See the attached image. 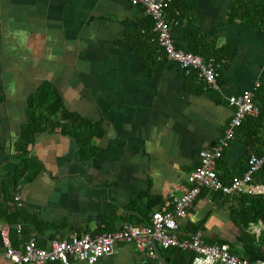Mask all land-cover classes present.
Here are the masks:
<instances>
[{
	"label": "crops",
	"instance_id": "1",
	"mask_svg": "<svg viewBox=\"0 0 264 264\" xmlns=\"http://www.w3.org/2000/svg\"><path fill=\"white\" fill-rule=\"evenodd\" d=\"M238 2L175 0L167 11L179 20L177 47L214 59L228 54L215 59L221 87L215 92L199 79L192 83L160 48L153 53L143 44L149 16L129 0H0V196L4 179L20 167L15 143L27 122L28 98L40 87L50 84L66 111L100 123L104 132L91 144L97 154L83 158L74 136L59 130L37 136L29 158L40 168L4 203L28 215L20 224L25 231L11 234L15 248L32 236L47 247L56 238L144 225L156 211L172 208L170 195L223 137L234 113L228 98L256 89L255 98L264 101L263 26L249 24L254 0ZM247 152L245 140L235 139L219 174L238 176ZM6 225L0 220V230ZM197 232L209 244L240 248L230 203L211 193L180 221L182 238ZM159 252L172 264L168 251ZM155 262L118 244L97 264ZM0 264H13L1 237Z\"/></svg>",
	"mask_w": 264,
	"mask_h": 264
},
{
	"label": "built area",
	"instance_id": "2",
	"mask_svg": "<svg viewBox=\"0 0 264 264\" xmlns=\"http://www.w3.org/2000/svg\"><path fill=\"white\" fill-rule=\"evenodd\" d=\"M129 1L142 7L152 18L155 39L168 60L176 63L188 76L196 73L208 90H221L218 63L214 58L205 59L177 47L173 31L179 20L177 17L167 16V11L175 0ZM176 14L178 15V12ZM254 91L246 90L228 98L234 113L226 125L223 137L213 149L202 154L200 165L190 173L186 183L178 189V194L170 195V210L156 211L144 225L127 224L120 230L100 235L74 234L68 238H56L51 240L47 247L40 246L37 237L32 236L20 247L15 248L11 239L12 228L6 225L0 230L5 257L13 264H97L112 255L118 244H128L134 246L139 253L152 258H156L160 250L180 249L190 252L194 254L192 264H264L263 260L251 262L248 258L238 255L228 243H207L202 232L185 238L180 236V221L187 217L204 190L219 192L224 196H264V183L255 178V174L264 167V156L252 154L247 172L243 176L234 177L229 183H225L217 171L218 161L224 152L231 148L237 130L248 117L259 114V109L254 103ZM16 201L20 202L19 196ZM16 228L20 233L22 226L18 225ZM263 229L262 223L253 227L258 237Z\"/></svg>",
	"mask_w": 264,
	"mask_h": 264
},
{
	"label": "trees",
	"instance_id": "3",
	"mask_svg": "<svg viewBox=\"0 0 264 264\" xmlns=\"http://www.w3.org/2000/svg\"><path fill=\"white\" fill-rule=\"evenodd\" d=\"M240 2L241 0L238 3ZM254 3L256 13L253 17L250 15L251 23L249 24L263 26L264 1L254 0ZM148 22L150 24L142 31L140 38L146 47L153 53H156L159 51V46L155 39L153 32L154 23L150 16ZM221 51H223L222 53L226 52L223 49ZM193 52L194 54H199L196 50ZM200 55L205 59L216 56L213 53H201ZM227 55L225 53L215 59L221 60V58L227 57ZM189 77L192 83L199 81L197 74L194 72ZM2 101L3 99L0 98V104ZM254 103L259 109L258 116L248 117L236 132V139L245 140L248 147L246 156L241 160L239 167L242 170L238 176H243L247 172L249 168L248 162L252 154L264 156L263 97L258 94V97L254 98ZM100 125V123L90 124V121L86 118L66 111L61 95L48 83L40 87L34 95L28 98L27 122L22 126L19 141L15 143V150L20 154V167L4 179L2 185L3 198L0 196V200L4 201L0 202V220L11 226V234L17 232L16 227L18 225L28 222V215L19 205H15V207L8 205L5 207L4 203H11L14 200V192L18 189L20 183L24 180H30L36 174V170L40 168L37 161L29 158L30 146L35 143L37 136L42 133L59 130L61 133L74 136L79 140L82 158L93 157L97 154V151H94L93 147H91L92 141L95 137H101L104 133ZM227 151L224 152L223 157L218 161L217 170L221 164L226 168V163H223V160ZM219 176L225 183H229L234 178L232 177L227 180L226 173L219 174ZM255 178L264 183V167L255 174ZM203 193H211L214 200L223 198L230 203L232 221L240 229V236L237 239L240 248L233 247L234 252L248 258L251 262L257 260L264 261V229L259 237L253 231V227L260 223L264 225V196L249 194L224 196L222 193L210 192L208 190H204ZM24 231L22 229L20 233L22 234ZM165 251L170 253L172 264H192L194 259L193 253L180 249H167Z\"/></svg>",
	"mask_w": 264,
	"mask_h": 264
},
{
	"label": "water",
	"instance_id": "4",
	"mask_svg": "<svg viewBox=\"0 0 264 264\" xmlns=\"http://www.w3.org/2000/svg\"><path fill=\"white\" fill-rule=\"evenodd\" d=\"M154 261H156L154 264H168L169 263V259L163 258L160 252H158L156 258H154Z\"/></svg>",
	"mask_w": 264,
	"mask_h": 264
},
{
	"label": "rangeland",
	"instance_id": "5",
	"mask_svg": "<svg viewBox=\"0 0 264 264\" xmlns=\"http://www.w3.org/2000/svg\"><path fill=\"white\" fill-rule=\"evenodd\" d=\"M256 227V226H255Z\"/></svg>",
	"mask_w": 264,
	"mask_h": 264
}]
</instances>
